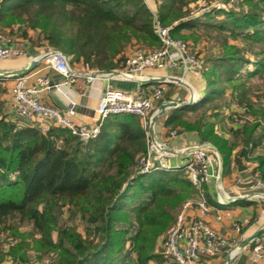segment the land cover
I'll list each match as a JSON object with an SVG mask.
<instances>
[{"label": "trees", "instance_id": "obj_1", "mask_svg": "<svg viewBox=\"0 0 264 264\" xmlns=\"http://www.w3.org/2000/svg\"><path fill=\"white\" fill-rule=\"evenodd\" d=\"M189 2L155 0L152 11L144 0H0V27L12 30L17 24L32 46L60 51L72 67L78 63L97 71L119 68L133 42L160 48L155 20L168 26L173 38L184 40L183 29L218 31L222 50L206 61L210 66L203 72V95L193 105L173 108L163 121L169 130L183 129L194 133L199 143L213 144L226 175L238 141L255 144L262 135L258 122L246 121L231 131V141L217 133L215 124L226 104L227 88L240 107L264 118V103L258 107L251 100L249 84L254 75L264 80V0L249 1L250 11L210 12L203 21L185 18L183 8ZM28 29L37 30L35 39L29 38ZM223 31L248 47L229 44ZM244 50L257 58L252 70L245 67L250 61ZM190 112L197 114L193 120L188 119ZM147 141V125L133 114L109 116L98 136L83 142L57 126L45 132L37 126H18L8 119L0 99V225L9 220H16L14 227L28 224L32 230L20 234V247L29 248L30 238L43 255L57 252L50 264H174L152 252L154 241L197 190L183 167L141 173ZM258 168L264 181V157H258ZM203 191L206 196V183ZM67 213L70 220L79 218L84 235L73 224L60 226Z\"/></svg>", "mask_w": 264, "mask_h": 264}, {"label": "built area", "instance_id": "obj_2", "mask_svg": "<svg viewBox=\"0 0 264 264\" xmlns=\"http://www.w3.org/2000/svg\"><path fill=\"white\" fill-rule=\"evenodd\" d=\"M154 29L162 46L133 51L125 55L118 69H114L122 73L120 78L135 80L136 87L132 91L109 87L98 100L95 109L96 119L92 125L77 124L72 118L74 110L71 107L63 110L41 101L40 93L51 87L47 76L44 75L38 76L35 84L31 86L26 84L25 75H13L14 83L11 91L17 102V113L20 116L38 120L35 126L41 132H45L49 126H57L68 129L73 136L83 142L95 139L103 122L111 115L133 114L138 116L144 125L149 124L150 116L156 110V102L161 99L164 92V86L158 85L150 90L149 94H145L142 89L143 82L138 81L140 78H149L144 75V72L147 69H163L167 65L175 66L178 62H182L188 70L197 74L199 72V60L187 43L174 39L169 27L156 24ZM8 41V35L0 31V60L26 55L23 49L8 45ZM44 55L49 66L63 76L65 85L73 84L82 74L70 65L69 57L60 51L48 50ZM88 78L91 77L88 76ZM230 104L239 111L240 106L235 100L230 101ZM262 125L264 127V122ZM172 134H175V131ZM147 142L146 154L140 159L141 173L158 168L174 170L183 167L190 183L197 190L195 197L183 203L174 223L163 237L161 254L174 264H201L203 258L214 257L222 253H231L234 256L237 252L235 248L230 247V241L227 238L213 230L201 218L188 217L186 214L191 207H196L201 213L209 209L203 185L216 177L213 153L208 148H202L203 143H196L193 146L197 148L188 154L187 161L181 165H173L165 160L166 153L157 150L149 139ZM245 150L248 159L253 150L256 152L253 156L264 155V131L259 141L255 144L249 143ZM244 170H249V177L244 179L237 176L236 182L248 184L251 196L264 199V182L261 179L258 164L248 160ZM249 224L248 219L234 221L232 228L240 234ZM12 242L13 240L9 239L5 248H8ZM250 244L252 246L248 253L247 264H256L264 258V231ZM5 259L7 264L13 262L11 257Z\"/></svg>", "mask_w": 264, "mask_h": 264}, {"label": "crops", "instance_id": "obj_3", "mask_svg": "<svg viewBox=\"0 0 264 264\" xmlns=\"http://www.w3.org/2000/svg\"><path fill=\"white\" fill-rule=\"evenodd\" d=\"M148 7L151 10L153 9L150 6ZM16 30L17 29L14 28L11 35H9L8 30H6V34L9 37L7 44L11 47L23 49L26 52V55L0 60V73L23 71L28 67L30 60L44 55L46 51H48V49L43 46H32L28 39L23 38L21 32ZM27 32L30 34L29 31ZM73 68L82 74L73 84L70 85L64 84L63 76L58 71L49 66L46 58L40 61L36 67L23 75L27 77L26 84L28 86L34 85L38 76H47L50 86L56 87V91L54 93L60 97L66 106L69 108L71 107L74 110V115L72 118L77 124L80 125H92L95 122V109L98 100L104 95V92L109 87L132 91L137 85L135 80L123 79L119 76L109 77L97 75L96 77H91V73H94L97 70L87 69L82 65H77ZM144 75L148 76L149 78L158 77L164 79V81L160 82L149 81L142 83V89L145 94H149L150 90L162 84L164 86V92L160 99L161 102L185 101L188 100L191 95L190 90L186 86L175 81H170V77L184 80L194 91L196 96L195 100H197V102L205 90V81L203 77L199 76L194 71L186 69L182 62H178L175 66L167 65L163 69H147L144 72ZM88 76L91 78L89 79ZM2 78L4 92L2 93L0 99L3 104V111L7 115L8 119L16 123L18 126H35V124L39 122L38 120L31 117H23L17 113V102L15 101L11 91L14 83V77L11 76ZM51 94L52 93L49 91V89L42 91L40 93L41 101L46 104L54 105L51 99ZM230 101L229 95H227L226 104L221 110V120L215 124V128L218 130L221 129L222 132L219 134L233 141L234 136L232 135L231 131L240 128L243 123H241L242 121L237 122L231 117V113L238 111V109L232 107ZM160 103H157L156 108ZM172 109H169L166 113ZM163 116L164 114L159 117L154 124V133L162 144L170 149L179 150L199 143L196 135L192 132H186L183 129H176L172 131L169 130L164 125ZM248 116L246 115V118ZM248 120L251 121L250 119ZM173 131H175V134H172ZM147 136L149 142L151 143L148 135V129ZM247 145H243L240 141H238V144L232 150L230 156L229 172L226 175H222L223 189L230 197H242L243 195L251 193L249 190L250 186L248 184L236 182L237 176L246 179L250 175L249 170H244V168L247 164V161L250 160L251 162L252 158L255 156H252L250 159L246 157L245 147ZM253 153H256L255 150H253ZM188 158V154L172 155L167 153L165 155V160L173 165H181L187 161ZM205 197L209 205L208 211L201 213L196 207H191L186 211L187 216L201 218L213 230L230 241V247L236 248L235 252L237 253L232 257L229 264H247L249 261L248 245L241 249L237 247L241 241L255 234L259 229L264 227V201L260 197L250 196L249 198L245 199L233 200L230 203H222L219 200L216 191L215 179H212L206 183ZM243 219H248L250 224L244 228L242 233H236L232 228V223L234 221H241ZM226 257L227 254L225 253L214 257H205L202 259L201 264H224ZM256 264H264V258Z\"/></svg>", "mask_w": 264, "mask_h": 264}, {"label": "rangeland", "instance_id": "obj_4", "mask_svg": "<svg viewBox=\"0 0 264 264\" xmlns=\"http://www.w3.org/2000/svg\"><path fill=\"white\" fill-rule=\"evenodd\" d=\"M249 1H251V0H190L189 4L183 8V11L187 12V15L185 16V18L198 17V18H201L203 21L205 18V14H208L210 12H216V11H241V12L250 11L251 8L249 6L250 5ZM144 2L147 6H150L153 8L152 11H155L154 10L155 7L153 6V3L155 2V0H144ZM217 17H218L217 19H220V20L224 18L223 15H221V14ZM212 21L216 22L217 20L212 19ZM156 24H158V23L155 20L154 25H156ZM159 26H161V25H159ZM14 28H16L18 30V25L14 24L12 27V30H14ZM6 30H8L9 35H11L12 30L8 29L7 27H0V31L3 32L5 35H7ZM19 31L20 30H18V32ZM27 31H29V33H30V34H28L29 38H33V39L36 38L37 30L34 31V30L28 29ZM192 31L193 30H190V29L189 30L183 29L182 33L185 36H187V38L185 40L182 38H174V39L181 40V41H183L189 45V47L193 51L196 58L199 60L198 75L203 77L204 70H206L210 66V63H206V61L209 58L217 57L222 50L221 45L219 44V41H220V39H223V36H221V33H219L216 30H212L210 32V34H208L209 31H204V30H198L197 32L195 31V33H193ZM223 34L226 36L229 44H232V45L238 47L239 49H244V48L248 47L247 43L243 39H240L238 37H233L232 35H229L228 32H225V31H223L222 35ZM12 36H13V34H12ZM190 36H192V37H190ZM195 38H197V40H195ZM152 48H155V47H153V46L148 47V46H144L143 44H137V43L133 42L132 45L128 46L125 49L122 57H125V55H127L131 51H136V50H140V49H152ZM245 52L246 51L244 50V53L242 52V54L244 55V57L248 58L250 61L248 64H246L245 67L252 70L255 67V61L257 60V58L248 52H246V54H245ZM120 58H121V56H120ZM120 61L118 63H120ZM77 65H80V64L77 63L74 66H77ZM115 69H118V68H115ZM99 71H101V70H99ZM262 80L263 79L260 78L259 75H254L249 80V84L251 86L250 98H251V100H253V102L255 101V103L257 104V105L255 104V105L258 107H260L264 103V83H263L264 80L263 81ZM227 95H229V98L231 101L234 100L233 97H230L229 88H227ZM160 102L161 101L158 100L156 102V106H157V103H160ZM241 107H240V110L238 112L236 111L234 113H231V117L234 118V120L237 122L242 121L241 123H245L246 121H248L249 123L258 122L257 131L261 135L264 131V127L262 125V123L264 122V118H262L260 115L252 114L249 108L242 107V108H244V110H242ZM245 110L246 111L248 110L249 114H246ZM198 113H200V112H198ZM195 115L197 116V114L195 112H190L188 115V119L193 120ZM208 115H209V112H208ZM246 115L247 116L249 115V116L246 118ZM213 119H215V118L214 117L209 118V120H211V121H213ZM217 119L218 120L216 121V123H218L221 120V115H219V117ZM248 119H250L251 121H249ZM148 125L149 124L147 123V129H148ZM174 130H176V129H174ZM216 131H217V133L222 132L221 129H219V130L216 129ZM254 154L255 153L252 152L251 155L249 156V158H251ZM258 157H264V155H257L255 157H253L251 161L253 163L258 164ZM215 170H217L216 158H215ZM259 171H260V169H259ZM192 198L193 197H190L189 199H192ZM262 200L264 201L263 198H262ZM180 209H179V211H180ZM178 212H177V214H178ZM175 219H174V221H175ZM13 221H16V220H13ZM13 221L9 220L7 222V224L0 225V264H7L6 259H5L6 257H11L13 259V262L11 264H50L51 262L54 263L57 260V257H58L57 252L52 251L49 254L43 255V253L41 251L36 250V249H34V247H32V241L30 238L28 239V241L30 242V247L22 249L20 247V243L22 242V238H21L20 234L30 232L32 229L28 224H25V223L14 227V225L16 223ZM174 221H172L170 223V225L167 227V229L165 231H163L161 234H159L156 237V239L154 241V246L152 248L153 253H155V254L161 253V242L163 240V237L165 236L167 230L172 226ZM72 224L75 225L77 232L84 235L85 231L83 228V224L81 223L79 218L75 217L72 220H70L68 213L65 214V216L61 218L60 226L62 225L65 229H67ZM16 231H18V234L16 233ZM56 236H57V231H53L52 232L53 241L56 240ZM35 237L36 238L39 237V234H35ZM9 239H12L13 242L11 245L8 246V248H5ZM127 245L128 246L131 245V242H127ZM240 249H238V250H240ZM22 256L24 257L25 260H21ZM132 256L135 257L134 252L132 253ZM150 264H155V263L152 262Z\"/></svg>", "mask_w": 264, "mask_h": 264}, {"label": "water", "instance_id": "obj_5", "mask_svg": "<svg viewBox=\"0 0 264 264\" xmlns=\"http://www.w3.org/2000/svg\"><path fill=\"white\" fill-rule=\"evenodd\" d=\"M45 58H46L45 55H41L35 59L30 60V63L25 70L0 73V77H11L13 75H23V74L27 73L28 71H30L31 69H33L34 67H36L39 64V62L44 60ZM97 75L109 76V77H113V76H119L120 77V76H122V73L117 71V70H103V71H96L94 73H91L90 76L96 77ZM169 80L175 81L179 84L186 86L190 90L191 95L188 98V100H185V101H164V102H161L159 104V106L156 108V110L154 111V113L150 116V121H149V125H148V135H149V138L151 140V143L156 147V149L158 148L157 150H159L161 152H164L166 154L169 153L172 155L189 154L192 151H194L197 147L196 146H189V147L184 148V149L173 150V149L166 147L164 144H162L157 139V137L154 133V124L156 123L158 118L161 117L163 114H165L169 109L177 108V107H181V106L193 105V104L197 103V100H195L196 96H195L194 91L184 80L178 79V78H171V77L169 78ZM138 81H141L143 83H146L149 81L160 82V81H164V79H161L158 77L157 78H140V79H138ZM49 91L52 93L51 99H52V101L56 107L63 109V110H67L69 108L68 106H66L63 103V101L60 99V97L54 93L56 91V87L51 86L49 88ZM201 147L202 148H208L213 153L214 157L217 160V170H216L215 181H216V191H217L219 200L222 203H230L233 200H240V199L249 198L251 196L250 194L243 195L242 197H230L226 194V192L224 191L223 186H222L223 161H222V157H221L219 151L211 143H203L201 145ZM263 231H264V227L259 229L255 234H253V235L249 236L248 238L244 239L243 241H241V243L238 245L237 248L246 247L247 245H249L251 243V241L255 237H257ZM232 256L233 255L231 253H228L227 257H226V261L224 264H229L231 259H232Z\"/></svg>", "mask_w": 264, "mask_h": 264}, {"label": "bare ground", "instance_id": "obj_6", "mask_svg": "<svg viewBox=\"0 0 264 264\" xmlns=\"http://www.w3.org/2000/svg\"><path fill=\"white\" fill-rule=\"evenodd\" d=\"M158 149V148H157Z\"/></svg>", "mask_w": 264, "mask_h": 264}]
</instances>
